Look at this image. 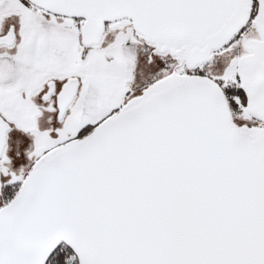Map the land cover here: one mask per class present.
Segmentation results:
<instances>
[{
  "label": "snow or ice",
  "instance_id": "6c2138e0",
  "mask_svg": "<svg viewBox=\"0 0 264 264\" xmlns=\"http://www.w3.org/2000/svg\"><path fill=\"white\" fill-rule=\"evenodd\" d=\"M0 264H264V0H0Z\"/></svg>",
  "mask_w": 264,
  "mask_h": 264
}]
</instances>
